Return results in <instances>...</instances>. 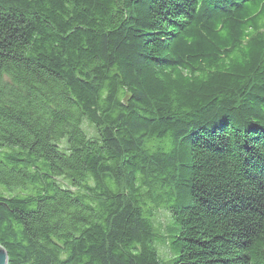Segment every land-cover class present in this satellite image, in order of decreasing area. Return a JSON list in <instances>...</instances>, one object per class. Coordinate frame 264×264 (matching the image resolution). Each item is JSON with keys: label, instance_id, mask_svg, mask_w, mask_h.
I'll use <instances>...</instances> for the list:
<instances>
[{"label": "trees", "instance_id": "trees-1", "mask_svg": "<svg viewBox=\"0 0 264 264\" xmlns=\"http://www.w3.org/2000/svg\"><path fill=\"white\" fill-rule=\"evenodd\" d=\"M0 247L264 264V0H0Z\"/></svg>", "mask_w": 264, "mask_h": 264}, {"label": "rangeland", "instance_id": "rangeland-1", "mask_svg": "<svg viewBox=\"0 0 264 264\" xmlns=\"http://www.w3.org/2000/svg\"><path fill=\"white\" fill-rule=\"evenodd\" d=\"M84 127L86 128L85 123H84ZM167 223H168L167 214L163 211H160L156 216V220L154 221L155 226L157 227V225L160 224V230H163L164 226L167 225ZM157 249H158V254L160 255L162 259H165L169 256L166 246L159 245Z\"/></svg>", "mask_w": 264, "mask_h": 264}, {"label": "water", "instance_id": "water-1", "mask_svg": "<svg viewBox=\"0 0 264 264\" xmlns=\"http://www.w3.org/2000/svg\"><path fill=\"white\" fill-rule=\"evenodd\" d=\"M8 256L4 249L0 247V264H7Z\"/></svg>", "mask_w": 264, "mask_h": 264}]
</instances>
